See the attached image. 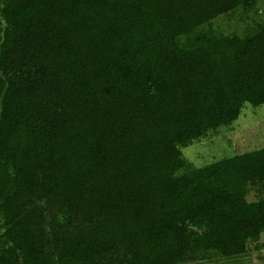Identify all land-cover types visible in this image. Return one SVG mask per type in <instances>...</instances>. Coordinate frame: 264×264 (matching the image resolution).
Here are the masks:
<instances>
[{"label":"trees","instance_id":"1","mask_svg":"<svg viewBox=\"0 0 264 264\" xmlns=\"http://www.w3.org/2000/svg\"><path fill=\"white\" fill-rule=\"evenodd\" d=\"M256 7L0 0V264H182L264 248V147L202 166L181 151L245 102L264 104ZM221 15L235 26H217Z\"/></svg>","mask_w":264,"mask_h":264},{"label":"rangeland","instance_id":"2","mask_svg":"<svg viewBox=\"0 0 264 264\" xmlns=\"http://www.w3.org/2000/svg\"><path fill=\"white\" fill-rule=\"evenodd\" d=\"M258 19L264 21V0H257ZM252 14V10L250 13ZM254 16H250L252 18ZM247 16L245 20L250 21ZM215 24L223 30L235 26L234 19L218 16ZM240 22L239 24L241 25ZM264 147V104L253 106L245 102L238 117L228 126L182 147L183 155L195 166H202L235 153ZM182 264H264V248L249 250L244 256L234 259L186 262Z\"/></svg>","mask_w":264,"mask_h":264}]
</instances>
